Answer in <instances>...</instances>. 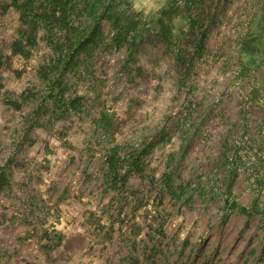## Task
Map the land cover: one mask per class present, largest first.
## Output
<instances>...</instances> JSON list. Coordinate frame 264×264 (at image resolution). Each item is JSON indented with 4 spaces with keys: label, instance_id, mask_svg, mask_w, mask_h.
Segmentation results:
<instances>
[{
    "label": "rangeland",
    "instance_id": "rangeland-1",
    "mask_svg": "<svg viewBox=\"0 0 264 264\" xmlns=\"http://www.w3.org/2000/svg\"><path fill=\"white\" fill-rule=\"evenodd\" d=\"M0 264H264V0H0Z\"/></svg>",
    "mask_w": 264,
    "mask_h": 264
},
{
    "label": "trees",
    "instance_id": "trees-1",
    "mask_svg": "<svg viewBox=\"0 0 264 264\" xmlns=\"http://www.w3.org/2000/svg\"><path fill=\"white\" fill-rule=\"evenodd\" d=\"M112 163L114 164V159H113V157H110L108 160V164H112Z\"/></svg>",
    "mask_w": 264,
    "mask_h": 264
}]
</instances>
